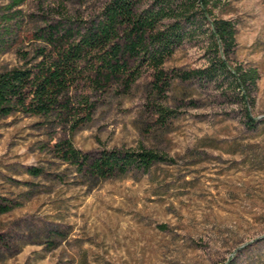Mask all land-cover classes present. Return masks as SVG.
<instances>
[{
  "label": "rangeland",
  "instance_id": "1",
  "mask_svg": "<svg viewBox=\"0 0 264 264\" xmlns=\"http://www.w3.org/2000/svg\"><path fill=\"white\" fill-rule=\"evenodd\" d=\"M15 1L0 0V70L33 68L54 51L42 30L76 32L110 0ZM221 2L237 29L231 60L261 76L246 105L229 83L176 77L207 64L195 36L167 81L130 57L127 74L99 77L94 55L70 87L72 115L0 119V264H264V0ZM61 141L91 160L142 149L163 160L97 177L64 161Z\"/></svg>",
  "mask_w": 264,
  "mask_h": 264
},
{
  "label": "trees",
  "instance_id": "2",
  "mask_svg": "<svg viewBox=\"0 0 264 264\" xmlns=\"http://www.w3.org/2000/svg\"><path fill=\"white\" fill-rule=\"evenodd\" d=\"M21 1L16 0L15 5ZM145 3L148 8L143 10ZM221 4V0H110L88 24L79 26L77 33L65 31L62 25L49 26V32L42 30L39 34L54 51L41 49L42 60L33 68L0 70V119L17 112L47 118L61 113L72 115L70 87L84 61L94 55L102 63L99 77L104 76V71L109 79L127 74L130 57L143 58L157 71L158 82L167 81L165 65L195 36L208 42L207 64L203 69L176 77L184 83L210 81L219 87L229 83L246 105L258 90L261 76L257 68L234 64L231 60L237 29L233 21L216 14ZM79 123L76 120L74 127ZM55 147L64 161L103 178L117 172L148 173L163 160L146 149L132 153L104 152L91 160L77 151L71 141H61ZM9 211L10 206L0 204V216Z\"/></svg>",
  "mask_w": 264,
  "mask_h": 264
}]
</instances>
